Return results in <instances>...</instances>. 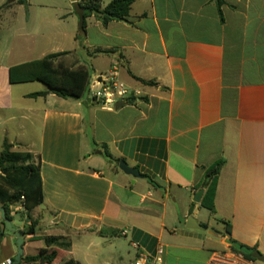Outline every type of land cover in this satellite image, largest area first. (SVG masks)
Instances as JSON below:
<instances>
[{"label":"crops","instance_id":"obj_1","mask_svg":"<svg viewBox=\"0 0 264 264\" xmlns=\"http://www.w3.org/2000/svg\"><path fill=\"white\" fill-rule=\"evenodd\" d=\"M10 34L14 46L0 59V152L7 142L30 154L44 193L29 215L21 203L10 207L16 230L36 229L23 235V257L53 237V264H134L141 254L160 264H264L230 251L233 241L264 258V0H134L126 21L103 25L89 14L78 34L38 51L23 47L22 31ZM62 52L90 76L116 65L137 94L116 109L88 97L32 98L46 87L9 82L11 67ZM104 147L141 177L110 163ZM221 160L212 212L201 206L205 190L193 199ZM190 218L203 230L189 228ZM0 231V264L14 261L17 238L1 214Z\"/></svg>","mask_w":264,"mask_h":264},{"label":"trees","instance_id":"obj_2","mask_svg":"<svg viewBox=\"0 0 264 264\" xmlns=\"http://www.w3.org/2000/svg\"><path fill=\"white\" fill-rule=\"evenodd\" d=\"M82 7L86 9V16L95 14L107 25L111 21H126L129 16L134 0H113L106 7L102 8L100 0H79ZM20 4L26 5V0H18ZM223 0H218L221 6ZM85 16V17H86ZM85 28V21L82 29ZM68 52L55 53L46 57L11 67L9 70V82L11 84H22L28 82H39L46 87L45 92L31 94L30 97H43L54 94L62 99L83 100L88 97V83L90 74L85 67L72 69L62 60ZM147 84V83H146ZM13 146L5 143L0 152V205L5 208L7 217L12 221L10 207L21 203L28 215L44 202L42 178L39 166L32 163L30 154L12 151ZM104 156L112 164L118 166L120 160L115 159L104 147ZM224 161H218L211 165L199 185L205 190L201 206L210 211H214V197L217 189L218 177ZM153 184L150 178L144 176ZM226 224L229 232L230 226ZM4 229L5 224L3 222ZM35 226L32 225L25 235L35 234ZM3 233L0 231V243ZM57 238H46L47 249L39 255L23 257L21 264H53L59 252L50 249ZM230 251L241 255L246 259L253 260L252 250L243 245H237L230 241ZM14 262V261H13ZM63 264H79L74 260L66 261Z\"/></svg>","mask_w":264,"mask_h":264},{"label":"rangeland","instance_id":"obj_3","mask_svg":"<svg viewBox=\"0 0 264 264\" xmlns=\"http://www.w3.org/2000/svg\"><path fill=\"white\" fill-rule=\"evenodd\" d=\"M16 1L0 0V11L7 6L12 8L11 13H0V59H5L6 49L14 46L11 30L17 29L24 33L25 37L20 42L24 48L35 45L38 51L47 48L48 41L62 40L64 34L72 32L78 34L81 29L72 5L73 0H28L27 5ZM37 51L35 57L26 54L20 60L38 58ZM34 83L42 86L39 82Z\"/></svg>","mask_w":264,"mask_h":264},{"label":"built area","instance_id":"obj_4","mask_svg":"<svg viewBox=\"0 0 264 264\" xmlns=\"http://www.w3.org/2000/svg\"><path fill=\"white\" fill-rule=\"evenodd\" d=\"M118 78V68L114 65L108 73L90 76L88 83V98L102 106L112 107L117 102H127V100L136 95ZM159 251L158 255H161ZM2 264H13V261L7 260ZM134 264H160L158 256H149L141 254Z\"/></svg>","mask_w":264,"mask_h":264},{"label":"water","instance_id":"obj_5","mask_svg":"<svg viewBox=\"0 0 264 264\" xmlns=\"http://www.w3.org/2000/svg\"><path fill=\"white\" fill-rule=\"evenodd\" d=\"M72 5H73V8L75 10L76 15L79 18L80 27L82 29V27L84 25V21H85L86 9L81 6L79 0H73V4ZM123 105H125V102L121 101V102H117L115 107H116V109H118V108L122 107ZM100 154H102V153L100 152ZM119 169L121 171H123L125 174L131 175L134 178H140L141 177V174L139 173V171L137 169L131 168L125 161H120ZM203 193H204V189H201L200 191H198L195 194L193 201L196 202V203H200L201 198L203 196ZM0 214H1V219H2V221L5 224L6 230L9 233H14L16 238H17L16 245H17V248H18V252H17V255H16L15 259H14L13 264H21V261H22L23 256H24V249H23V245H24L23 235H24V233L22 231L16 230L13 227L12 221L7 217L6 210L2 206H0ZM187 225H188L189 228H196V229L203 230L202 227H200V226L195 224V221L192 218H190L188 220V224ZM252 258H254L256 260H259V261H264L263 256L260 253H258L257 251L252 253Z\"/></svg>","mask_w":264,"mask_h":264}]
</instances>
